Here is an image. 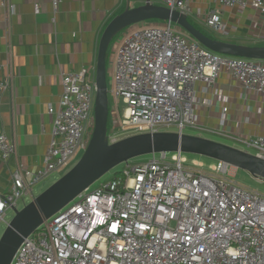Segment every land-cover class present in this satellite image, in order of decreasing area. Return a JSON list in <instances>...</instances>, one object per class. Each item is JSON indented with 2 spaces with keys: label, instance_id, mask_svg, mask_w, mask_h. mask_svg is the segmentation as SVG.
Wrapping results in <instances>:
<instances>
[{
  "label": "built area",
  "instance_id": "obj_1",
  "mask_svg": "<svg viewBox=\"0 0 264 264\" xmlns=\"http://www.w3.org/2000/svg\"><path fill=\"white\" fill-rule=\"evenodd\" d=\"M61 1L50 0L53 14ZM136 1L190 13L188 0ZM211 1L240 11L252 7L264 16V0ZM204 23L222 29L218 11L209 12ZM118 34L111 92L114 105L120 100L124 107L119 116L116 107L109 109L110 142L169 126L179 133L195 127V83L212 87L224 70L264 100V61L212 53L170 21L146 20ZM60 80L57 107L47 109L52 129L41 164L32 171L16 163L10 188L0 194V222L6 224L7 211L32 197L33 186L69 169L88 145L94 80L84 68L62 71ZM9 87V77L0 72V98ZM245 143L264 159V136ZM15 157L14 142L0 133V160ZM186 162L177 151L122 163L40 224L10 264H264V194L233 182L237 168L229 164L215 160V174L209 175Z\"/></svg>",
  "mask_w": 264,
  "mask_h": 264
},
{
  "label": "crops",
  "instance_id": "obj_2",
  "mask_svg": "<svg viewBox=\"0 0 264 264\" xmlns=\"http://www.w3.org/2000/svg\"><path fill=\"white\" fill-rule=\"evenodd\" d=\"M126 3L136 0H62L53 14L50 0H0V69L10 87L0 98V133L16 146V157L0 160V194L11 185L17 162L28 170L41 164L48 146L52 115L62 92V71L84 68L94 80L100 38L108 22ZM188 18L216 39L264 46V16L252 7L239 10L211 0H188ZM37 4L39 12L34 13ZM212 11L220 13L222 29L205 26ZM91 77V78H90ZM218 91V92H215ZM199 105L191 135L248 151L245 141L264 136V100L222 71L212 87L194 85ZM227 107V111H222Z\"/></svg>",
  "mask_w": 264,
  "mask_h": 264
},
{
  "label": "water",
  "instance_id": "obj_3",
  "mask_svg": "<svg viewBox=\"0 0 264 264\" xmlns=\"http://www.w3.org/2000/svg\"><path fill=\"white\" fill-rule=\"evenodd\" d=\"M146 20L170 21L212 53L264 61V46L216 39L204 29L196 27L186 14L163 5L146 2L130 6L126 3L125 8L108 22L100 38L94 77V129L88 145L77 161L58 179L40 193L33 194L21 208L13 209V216L0 235V264H10L23 240L81 191L117 165L136 157L179 151L224 162L264 181V159L205 137L175 131H155L109 141L106 51L120 31Z\"/></svg>",
  "mask_w": 264,
  "mask_h": 264
},
{
  "label": "rangeland",
  "instance_id": "obj_4",
  "mask_svg": "<svg viewBox=\"0 0 264 264\" xmlns=\"http://www.w3.org/2000/svg\"><path fill=\"white\" fill-rule=\"evenodd\" d=\"M172 26H174V25H172ZM119 36H120V34L116 35L111 40V42L109 43L107 51H106V59H105V62H106V84H107V91H108V104H109L110 108H113V109H114V107H116L114 105V95L111 92V90L113 88V86H112L113 61H114L113 53L116 52L115 51L116 50V44L115 43L119 39ZM117 103H118V105H117L116 109H117V115L119 116L121 114V111H122V108L124 107V105L122 104V102L120 100ZM110 127H111V121L109 123V128ZM161 130L162 131H175V127L169 126L167 128H163ZM183 132L184 133H190V129L189 128L184 129ZM248 151L250 153H254L253 149L249 148ZM82 153H83V151L79 152L77 157H75L74 160L72 161V164L77 161V159L81 156ZM183 155H185V157L187 159L186 166L193 168V169H196V170H199V171L204 172V173L209 174V175L215 174V172L211 170V165L214 164L215 160L210 159V158H206V157H202V156H198V155L186 154V153H183ZM149 157H150V155H145V156L136 157V158L131 159V160H132V162L133 161L135 162V161H139V160L149 159ZM194 160H197V161L195 162ZM122 167H123V164L121 163V164L117 165L116 167H114L113 169H111L109 172H107L103 177L108 178L114 171L119 170ZM66 170H67L66 168L61 169L60 171L54 173L53 175H51L50 177H48L47 179H45L41 183H38L35 186H33V194L36 195V194L40 193L41 191H43L51 183H53L56 179H58ZM103 177H101V178H103ZM230 179L233 182L237 183L238 185L256 190V191L260 192L261 194H264V181L260 182V180L258 178L251 176L246 171L237 169L234 177H231ZM99 180L94 182L90 188L95 187L99 183ZM29 200H30V197H26L24 200V203H27ZM22 205H23L22 202L18 203V208H21ZM12 216H13V210H8L6 213V216H5V220L9 221ZM4 228H5V223L0 222V235H1Z\"/></svg>",
  "mask_w": 264,
  "mask_h": 264
},
{
  "label": "trees",
  "instance_id": "obj_5",
  "mask_svg": "<svg viewBox=\"0 0 264 264\" xmlns=\"http://www.w3.org/2000/svg\"><path fill=\"white\" fill-rule=\"evenodd\" d=\"M193 23V22H192ZM194 24V23H193ZM195 25V24H194ZM196 27H198V28H200L201 30H203L201 27H199V26H197V25H195ZM109 109H110V106H109ZM109 116H108V123H107V125H108V130H109Z\"/></svg>",
  "mask_w": 264,
  "mask_h": 264
}]
</instances>
